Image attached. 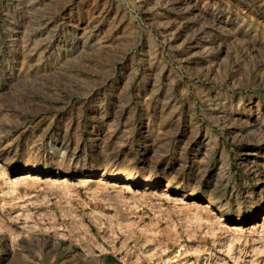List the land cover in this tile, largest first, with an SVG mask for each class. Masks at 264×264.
<instances>
[{
	"label": "rangeland",
	"instance_id": "1",
	"mask_svg": "<svg viewBox=\"0 0 264 264\" xmlns=\"http://www.w3.org/2000/svg\"><path fill=\"white\" fill-rule=\"evenodd\" d=\"M0 264H264V0H0Z\"/></svg>",
	"mask_w": 264,
	"mask_h": 264
},
{
	"label": "bare ground",
	"instance_id": "2",
	"mask_svg": "<svg viewBox=\"0 0 264 264\" xmlns=\"http://www.w3.org/2000/svg\"><path fill=\"white\" fill-rule=\"evenodd\" d=\"M210 199V198H209ZM263 220V219H262Z\"/></svg>",
	"mask_w": 264,
	"mask_h": 264
}]
</instances>
